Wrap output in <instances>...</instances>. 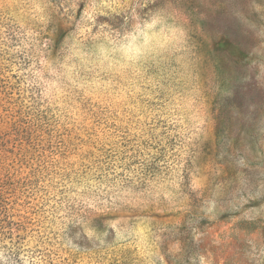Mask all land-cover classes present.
Returning <instances> with one entry per match:
<instances>
[{
	"label": "rangeland",
	"instance_id": "374dc122",
	"mask_svg": "<svg viewBox=\"0 0 264 264\" xmlns=\"http://www.w3.org/2000/svg\"><path fill=\"white\" fill-rule=\"evenodd\" d=\"M0 78L38 125L0 264H264V0H0Z\"/></svg>",
	"mask_w": 264,
	"mask_h": 264
},
{
	"label": "trees",
	"instance_id": "16d2710c",
	"mask_svg": "<svg viewBox=\"0 0 264 264\" xmlns=\"http://www.w3.org/2000/svg\"><path fill=\"white\" fill-rule=\"evenodd\" d=\"M12 85L0 78V248L13 253L30 228L29 203L24 188L32 176L19 177L32 164L37 126L26 119L10 92ZM30 226V227H29Z\"/></svg>",
	"mask_w": 264,
	"mask_h": 264
}]
</instances>
